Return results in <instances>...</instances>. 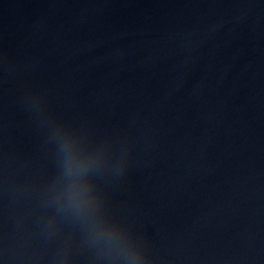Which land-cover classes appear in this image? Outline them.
Here are the masks:
<instances>
[{"label": "water", "instance_id": "1", "mask_svg": "<svg viewBox=\"0 0 264 264\" xmlns=\"http://www.w3.org/2000/svg\"><path fill=\"white\" fill-rule=\"evenodd\" d=\"M0 264H264V0H0Z\"/></svg>", "mask_w": 264, "mask_h": 264}]
</instances>
